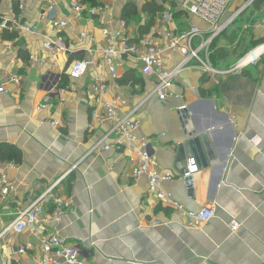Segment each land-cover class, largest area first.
I'll return each instance as SVG.
<instances>
[{"label": "crops", "instance_id": "0c3cea01", "mask_svg": "<svg viewBox=\"0 0 264 264\" xmlns=\"http://www.w3.org/2000/svg\"><path fill=\"white\" fill-rule=\"evenodd\" d=\"M0 1L6 10L17 8L14 0ZM24 1L21 19L36 31L13 33L16 36L7 39L0 31V75L15 73L24 79L22 85L11 84L0 94V149L11 145L21 152L20 162L4 161L14 164L6 172L18 189L0 203V221L11 222L30 196H39L61 179L55 192L71 204L58 227L64 237L81 246L87 264H264V56L258 66L224 76L211 77L196 67L183 69L172 95L162 100L155 93V77L144 75L142 63L134 57L126 56L117 66L118 77L111 76L104 62L107 39L102 27L99 21L76 16L70 7L73 0H52L57 18L69 21L62 32L69 50L55 56L44 46L57 34L52 20L41 18L48 0ZM82 1L109 4L108 29L123 31L136 42L188 24L206 27L201 18L182 11L183 21L175 13L172 21L164 20L167 9L178 10L176 0ZM152 2L164 10L146 28L152 16L146 6ZM242 3L238 0L235 8ZM129 7L134 10L128 13ZM83 32L90 36L82 38ZM219 47L229 50L223 43ZM83 58L97 66L84 77L73 78L72 65ZM238 59L228 56L217 62L227 69ZM182 60L180 52L165 51L166 69L176 68ZM97 74L108 84L100 96L91 90ZM55 82L65 92L41 108ZM114 99H119L123 113L135 110L136 134L150 141L160 168L175 173L165 189L184 209L197 212L203 204H216L217 214L210 222L189 226L187 216L148 195L146 176L134 178L135 156L113 146L115 136L107 135L111 124L96 120L92 113L102 102ZM182 106L191 114L188 124L181 118ZM190 130L211 134L221 163L203 165L200 156L199 161L188 156L187 167L191 159L198 166L193 174L194 196L182 177L185 165L178 160L179 145ZM106 144L112 147L102 148ZM232 220L241 223L237 231L230 228ZM46 231L45 226H30L22 235L10 232L0 241V264L13 254L12 246L27 243L35 249L15 256L9 264H37Z\"/></svg>", "mask_w": 264, "mask_h": 264}, {"label": "built area", "instance_id": "2783aa9c", "mask_svg": "<svg viewBox=\"0 0 264 264\" xmlns=\"http://www.w3.org/2000/svg\"><path fill=\"white\" fill-rule=\"evenodd\" d=\"M17 8L6 10L5 2L0 1V31L2 33H24L35 32V27L21 19L20 13L25 9L24 0H14ZM238 0H176V8L186 16H197L201 18L206 27L195 24H188L181 30L158 31L156 36L144 37L140 42L126 35L123 31L112 32L106 25L105 15L110 9L109 4H89L82 0H73L70 7L76 16L88 18L90 23L99 21L107 39V46L104 49V62L109 68L113 78L118 77L117 66L121 64L126 56L134 57L142 63V73L156 79L155 93L162 100L168 99L172 93L171 88L175 83V78L180 71L189 67H196L204 74L211 77L224 76L236 73L250 66H258L264 56V41L246 51L229 68L220 69L214 66L211 60L213 53L212 46L215 40L225 32L244 10L255 0H243V3L235 8ZM20 11V13H19ZM41 18L51 19L55 36L49 37L44 41L45 48L51 56L68 51V45L62 34L69 26V21L57 18L55 4L48 0V5L41 13ZM174 12L169 8L163 13V19L172 21ZM125 25V22H122ZM159 35V36H158ZM90 36L88 33H81V37ZM119 38V39H118ZM164 40L163 44L160 43ZM9 46V45H8ZM178 51L183 55L182 62L176 68L168 70L164 66L165 51ZM93 66H97L95 61L90 59H78L71 68L73 78H82L90 72ZM24 79L15 73H4L0 75V94L6 93L8 86L22 85ZM56 82L50 86L44 103L41 108L51 103L57 95L65 92L62 87L55 86ZM108 89L107 81L104 77L97 74L92 78L91 90L97 95H103ZM186 106L180 107V110ZM93 116L98 121H108L111 124L109 135H114L116 141L113 146L123 150H129L136 158V165L133 171L134 178L138 179L146 176L148 179V195L157 201L169 205L179 213L189 218V226H198L210 222L217 214V206L214 202L203 204L199 211H187L184 206L174 197L172 192L165 189V184L175 178V173L163 171L160 168L157 156L150 150V141L145 137L136 134L139 121L134 119L135 110L123 113L119 99L104 101L101 108L93 112ZM52 125L59 126L58 121H52ZM105 137V139L108 138ZM110 144L102 148L108 150ZM14 167L13 163L4 162L0 159V203L15 194L18 185L13 183L6 172L7 168ZM188 173H182L185 178L198 171V166L194 159H191ZM60 180L49 185L46 190L37 197L30 196L28 205L20 207L16 217L9 223L0 221V241L10 233L22 235L30 226H45L46 234L41 241L40 256L37 264H87L81 246L73 243L64 237L58 225L63 219L65 208L71 204V200H64L56 194V188ZM55 192V193H54ZM241 223L236 220L230 222L232 231H237ZM11 246V245H10ZM32 243L26 245L12 246V255L2 259L3 264H9L17 255H27L34 250ZM17 264H25L17 262Z\"/></svg>", "mask_w": 264, "mask_h": 264}, {"label": "rangeland", "instance_id": "374dc122", "mask_svg": "<svg viewBox=\"0 0 264 264\" xmlns=\"http://www.w3.org/2000/svg\"><path fill=\"white\" fill-rule=\"evenodd\" d=\"M175 15L183 21V14L174 9ZM264 40V0H261L257 6L253 3L248 6L236 23L232 24L224 34L218 37L214 44L216 48L223 43L229 47L232 60L242 56L252 40Z\"/></svg>", "mask_w": 264, "mask_h": 264}, {"label": "water", "instance_id": "95a60500", "mask_svg": "<svg viewBox=\"0 0 264 264\" xmlns=\"http://www.w3.org/2000/svg\"><path fill=\"white\" fill-rule=\"evenodd\" d=\"M181 118L185 124L189 123L191 114L189 113L188 107L181 110ZM191 155L196 156L198 161L201 158L203 165L211 164L212 166H220L221 164L211 140V134L207 131L198 133L195 130H190L187 132L185 141L179 145L178 160L185 165L184 173L189 172L187 158ZM185 182L189 193L194 196L195 183L193 175L185 177Z\"/></svg>", "mask_w": 264, "mask_h": 264}, {"label": "trees", "instance_id": "16d2710c", "mask_svg": "<svg viewBox=\"0 0 264 264\" xmlns=\"http://www.w3.org/2000/svg\"><path fill=\"white\" fill-rule=\"evenodd\" d=\"M260 1L261 0H255L253 2V5L257 6ZM133 10H134L133 7H129L128 13L132 12ZM146 10L152 12L150 23L146 24V26H145L146 28H150V26H152L154 24L157 12L158 11L159 12L163 11L164 8H163V6H160L157 3H155V2L153 3L152 2V3H149L146 6ZM13 35H14V37L16 36L15 34H13ZM11 37L12 36L10 35V33H5L4 32V38L7 39V38H11ZM262 41H264V40L263 39H261V40H252L251 44L249 45V48L246 51H248L249 49H251L255 45L261 43ZM212 49H213V53L211 55L212 63L214 64V66H216L217 68L221 69L222 67L219 66V63L217 61H222V60L226 59L228 56H230V51L227 50L225 47L216 48L215 46H212ZM245 52H243L241 55H243ZM125 80L127 81L128 78H126ZM0 159L2 161L14 160L16 162H20L21 161V152L15 146L2 145V147L0 149Z\"/></svg>", "mask_w": 264, "mask_h": 264}]
</instances>
